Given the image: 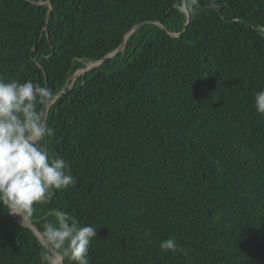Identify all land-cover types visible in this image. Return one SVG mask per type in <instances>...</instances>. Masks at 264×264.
Wrapping results in <instances>:
<instances>
[{"label":"trees","instance_id":"16d2710c","mask_svg":"<svg viewBox=\"0 0 264 264\" xmlns=\"http://www.w3.org/2000/svg\"><path fill=\"white\" fill-rule=\"evenodd\" d=\"M177 2L0 0V77L65 90L47 148L75 184L28 219L95 226L90 264H264V0ZM170 237L184 252L160 250ZM51 261L0 206V264Z\"/></svg>","mask_w":264,"mask_h":264},{"label":"clouds","instance_id":"9594fccd","mask_svg":"<svg viewBox=\"0 0 264 264\" xmlns=\"http://www.w3.org/2000/svg\"><path fill=\"white\" fill-rule=\"evenodd\" d=\"M45 6L50 8L48 22L54 10L49 2H45ZM174 7L181 14H195L199 0H178ZM132 30L124 37L120 52L134 32ZM101 60L88 63L91 64L89 68L76 74L86 75L95 66L101 65ZM77 77L72 79V84ZM64 92L63 89L53 96L50 88L31 80L21 83L18 80L5 81L0 77V206L7 208L14 221L17 219L14 215L20 216L23 223L29 220L34 213V205L51 201L57 191L67 190L75 184L70 162L56 153H49L47 148V141L54 136V130L45 122L44 107L52 100L50 110ZM253 99L255 110L264 116V90L256 92ZM54 216L55 222L46 223L41 234L46 245L58 250L71 264H90V246L97 237L95 226H81L74 216L60 210H55ZM159 248L165 253L184 252L171 237L161 240ZM58 256L62 264V256ZM51 260L53 264V254Z\"/></svg>","mask_w":264,"mask_h":264},{"label":"water","instance_id":"95a60500","mask_svg":"<svg viewBox=\"0 0 264 264\" xmlns=\"http://www.w3.org/2000/svg\"><path fill=\"white\" fill-rule=\"evenodd\" d=\"M188 24H189V23H188ZM140 26H141V25H138V26L134 27L132 31H135V30H136L137 28H139ZM173 36L178 37L179 34H173ZM123 46H124V44L121 45L120 48H118V50H117L116 52H114V53L110 54L109 56L103 58V59L101 60V63H104V62L109 61V60H111L112 58L116 57V56L120 53V51L123 49ZM59 95H60V94H58L57 96H59ZM51 103H52V100H50V101L48 102V104L46 105V107H45V109H44V119H45V121H46V119H47L48 112H49V105H50ZM15 221L18 222V223H20V224H22V225H24L25 227L31 228V229H32V230H33V231L39 236V238H40L41 241L45 244L46 248L50 251V253L53 254L54 258L57 257V256L59 255V254L57 253V251H56L53 247H51L50 245H46V243H45V241H44V239H43V237H42V235H41L42 232H41L37 227H35L34 224H33L32 222H30L29 220H26V221L23 223V221H22V220H19V219H15ZM62 264H64V262H63V258H62Z\"/></svg>","mask_w":264,"mask_h":264},{"label":"rangeland","instance_id":"374dc122","mask_svg":"<svg viewBox=\"0 0 264 264\" xmlns=\"http://www.w3.org/2000/svg\"><path fill=\"white\" fill-rule=\"evenodd\" d=\"M91 66V64H88V68ZM80 75V73H78V74H76L72 79L74 80L77 76H79ZM14 216H16V215H14ZM11 217H12V215H11ZM13 218V217H12Z\"/></svg>","mask_w":264,"mask_h":264},{"label":"bare ground","instance_id":"6f19581e","mask_svg":"<svg viewBox=\"0 0 264 264\" xmlns=\"http://www.w3.org/2000/svg\"><path fill=\"white\" fill-rule=\"evenodd\" d=\"M16 217H17V215H16ZM17 219H19V218L17 217ZM58 257H60V256H57V257L54 258L53 264H55V262H56V260H57ZM60 259H61V257H60Z\"/></svg>","mask_w":264,"mask_h":264}]
</instances>
